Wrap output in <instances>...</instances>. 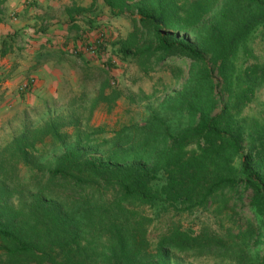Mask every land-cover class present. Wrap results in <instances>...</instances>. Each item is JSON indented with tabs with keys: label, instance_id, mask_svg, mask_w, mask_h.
Instances as JSON below:
<instances>
[{
	"label": "trees",
	"instance_id": "1",
	"mask_svg": "<svg viewBox=\"0 0 264 264\" xmlns=\"http://www.w3.org/2000/svg\"><path fill=\"white\" fill-rule=\"evenodd\" d=\"M105 1L136 14L131 37L151 33L127 55L190 59L189 79L165 114L107 132L90 120L120 95L108 78L86 117L69 105L3 146L0 264H264V116L246 113L264 86L246 62L264 0Z\"/></svg>",
	"mask_w": 264,
	"mask_h": 264
},
{
	"label": "rangeland",
	"instance_id": "2",
	"mask_svg": "<svg viewBox=\"0 0 264 264\" xmlns=\"http://www.w3.org/2000/svg\"><path fill=\"white\" fill-rule=\"evenodd\" d=\"M25 1L32 7H39L37 0ZM6 2L7 0H0V27L2 22L4 26L6 24L3 20L8 21L14 15L19 16L16 9H7ZM104 2L105 4L96 6L101 13L95 17H90L91 14L86 12L90 5L82 7L79 2H71L68 6L60 2L58 7L53 9H42V14L58 17L60 22L71 21L69 33L73 34V39L83 41L82 48L89 53L85 57H79L75 51L68 53L63 51L56 61L33 69L35 65L31 63L32 55L26 52L30 49L27 45L29 41L24 39L20 30L0 39V51L9 53L0 57V60L4 61L0 67V149L25 127H39L42 118L49 114L61 113L69 105L86 106L85 109L80 108V112H84L83 116L86 117L99 94L100 87L108 78L109 86L106 92L110 94L116 90L120 95L114 103L99 102L90 120L91 125L101 126L107 132L120 129L132 122L142 121L147 112L149 113L148 108L165 114L166 109L162 106L165 100L186 85L189 79L190 59L169 58L164 59L160 65L153 63L151 67L143 66L142 61L138 62L133 55H127L125 49L135 50L136 46L139 48L151 33L143 32L139 25L141 32L137 37H131V33L135 30L136 14L125 8L124 14L115 15L113 9L105 0ZM115 10L117 7L114 12ZM98 17H103L105 20L99 30L79 28L83 25L74 22V20L96 22L95 19ZM49 22L47 18L41 20L42 32L49 28ZM91 44L96 47L97 51L94 53L89 50ZM248 44L247 64L258 61L259 65L264 66V38L261 33L251 37ZM65 45L66 47L71 45L72 49H76L70 42ZM11 49H14L16 54H11ZM19 53L26 61L22 71H18V68L13 70L18 62ZM181 63L180 69L178 65ZM7 66L9 67L6 68ZM87 73H91L92 77L88 78ZM109 105H113V109H110ZM246 113L251 117L264 116V86L259 88L254 100L246 108ZM250 217L257 218L252 212ZM190 220L191 218H188L184 221ZM200 220L211 224L214 228L220 226L214 223L217 216L212 213L202 214ZM234 220L240 226L238 229L244 230L245 220L240 216H236ZM256 229L264 234V222L259 223ZM219 231L223 235L226 234L223 229ZM262 239L264 240V235ZM256 249H259V258H262L264 243L253 248V255L257 252Z\"/></svg>",
	"mask_w": 264,
	"mask_h": 264
},
{
	"label": "crops",
	"instance_id": "3",
	"mask_svg": "<svg viewBox=\"0 0 264 264\" xmlns=\"http://www.w3.org/2000/svg\"><path fill=\"white\" fill-rule=\"evenodd\" d=\"M81 1L82 0H37L39 7H32L31 5L26 4L25 0H7V9H16L19 16L17 17L14 15L13 18L8 19V21L7 19L3 20L6 21V24L5 26L3 22L1 24L0 39L20 30L24 39L29 41V44L27 45L30 49H28L26 52L33 56V58L32 56L30 58L32 60L31 63H34L35 65L33 66V69L39 68L42 64L46 65L49 62L56 61L60 53H63V51H66L67 53L69 51H75L79 57H85L89 53H86L82 48L84 46L83 41L80 39H73V34L69 33V28L72 24L71 21L65 20L60 22L58 17L54 18L50 16V14H42V9H53L54 7H58L60 2L61 4H66V6H68L71 2H79L78 4L82 7H88L90 5V8L86 9V12L91 14L90 17H95V15H99V13H101L100 9L97 10L96 6H100L103 3L105 4L104 0H85V2ZM45 11L47 12L48 10ZM41 15L44 17H41ZM44 18H47V20L50 21V26L46 31L42 32L41 20ZM95 20L96 22L94 20H91L92 22L74 20V22L81 23V25H83L79 28L85 27L89 30H99L101 28L100 26L105 20L103 17H98ZM68 42L73 44L76 49H72L71 45L66 47L65 44ZM15 52L16 51L14 49H11L10 53L16 54ZM4 54H6V56L9 55L7 52L5 53L0 51V57H3ZM25 63L26 61L22 59V56L19 53L18 62L13 67V70L15 68H18V71L24 70ZM3 64L4 61L0 60V67ZM8 67L9 66L6 68Z\"/></svg>",
	"mask_w": 264,
	"mask_h": 264
},
{
	"label": "built area",
	"instance_id": "4",
	"mask_svg": "<svg viewBox=\"0 0 264 264\" xmlns=\"http://www.w3.org/2000/svg\"><path fill=\"white\" fill-rule=\"evenodd\" d=\"M89 50L93 53L97 51L95 45L92 44L89 46Z\"/></svg>",
	"mask_w": 264,
	"mask_h": 264
}]
</instances>
